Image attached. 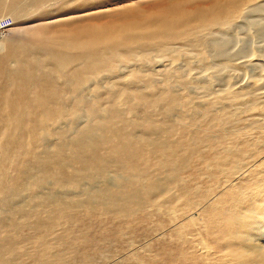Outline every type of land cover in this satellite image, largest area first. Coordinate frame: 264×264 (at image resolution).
<instances>
[{"label":"bare ground","instance_id":"6f19581e","mask_svg":"<svg viewBox=\"0 0 264 264\" xmlns=\"http://www.w3.org/2000/svg\"><path fill=\"white\" fill-rule=\"evenodd\" d=\"M48 1L52 0H0V15L14 23L29 17V13ZM151 1L142 8V4L130 3L119 11V20H133L123 27L126 30L121 29L126 34L116 36L129 41L161 39L163 53L172 61L190 58L185 70L173 72L164 63L165 72L157 69L149 73V81L144 83L156 86L168 82L167 92L157 99L144 98L130 88H118L116 76L107 77L104 71H96L101 60L91 61L85 56L84 67L72 63L87 54L79 40L83 37L81 30L71 39H57L44 45L32 43L29 47L0 39V264H14L27 255L16 244L24 233L35 237L36 258L45 254L52 259L59 257L56 243L64 236L55 234V229L65 224L76 226L78 217L71 213L78 210L94 213L78 218L85 222L96 216L102 223L108 219L122 220L128 226V221L137 217L153 211L162 213L160 198L169 196L165 203L170 199L173 202L170 195L174 190L188 192L194 188L202 206L199 261L264 264V142L257 144L259 138H264V39L259 43L253 41L247 50L248 36L241 34L246 25H251L256 27L257 36L264 37V0H154L158 1L156 4ZM5 19L0 16V26ZM155 23L164 26L162 30H155ZM134 26L141 31L135 36L130 32ZM184 26L190 40L181 57L179 48L170 44ZM231 29H235L232 41ZM97 30L92 32L112 39L105 28ZM18 50L26 58L25 64L19 62ZM97 51L95 45L90 53ZM46 52L53 67L43 64ZM141 56L148 66L157 64L156 57L149 60L146 54ZM8 57L13 59L10 67ZM186 68H191L189 73L195 70V74L187 73ZM126 70L124 79L131 72ZM53 73L59 75L54 77ZM240 73L247 80L237 89ZM44 74L52 77L45 80ZM106 78L114 80L106 86L96 81ZM178 79L183 83L181 94L175 93L174 86L169 87L172 80ZM187 84H195L199 93L192 91L194 87H185ZM102 95H108V99L99 104ZM68 102H73V107L66 108ZM121 102L130 105L118 109ZM141 108L155 109L162 116L161 123L145 115L137 118ZM187 110L190 114L183 115ZM86 115L92 117L88 122ZM179 115L183 119H177ZM120 118H127L131 124H118ZM183 132L184 141L175 144L181 152L180 172L176 156L169 154L167 148L171 144L169 136ZM53 135L58 141L50 138ZM245 142L248 144L241 145ZM196 155L198 163H205L198 177L189 167ZM210 158L212 161L205 162ZM245 181L248 183L242 187ZM31 188L38 194L29 195L27 190ZM83 194L85 198H81ZM251 202L260 211H238V244L229 249L222 247L219 240L210 244L209 223L214 222L215 228L224 223L221 216L225 214V205L248 206ZM50 229L53 236H48ZM122 231L117 230L115 240L124 236ZM49 238L53 240L46 241ZM41 246H45V252ZM77 255L81 259L79 264H95L100 259V252L86 257L79 251ZM71 262L68 259L66 264Z\"/></svg>","mask_w":264,"mask_h":264},{"label":"rangeland","instance_id":"374dc122","mask_svg":"<svg viewBox=\"0 0 264 264\" xmlns=\"http://www.w3.org/2000/svg\"><path fill=\"white\" fill-rule=\"evenodd\" d=\"M147 1L150 0L48 1L42 6V8L34 9L33 12L29 13L31 14L29 17L25 16L22 20L20 18L14 23H10V18L5 19V15H0L3 19H5L1 22L2 25L0 26V39L7 43H18L22 47H29L32 43H38L37 45H44L47 43H51L50 41L57 39H71L72 35L75 32L81 30L83 32V37H80L79 40H81V43L87 51V54L75 58L72 63H76L84 67L86 65L85 56L91 61L101 60L97 64L96 71H104V75H109L107 77L116 76L115 80L114 78H112L111 80L117 82L119 81L118 88H130L133 93H139L144 98L149 99L150 96L152 99H157L158 95L167 92L165 86L168 84V82L164 85L159 83L156 86H151L149 85V83H144V81L148 82L150 78L149 73H154L157 71V69H159V71L161 70V73L165 72L166 69H164L163 67L164 63L166 65H169L170 68H168L173 72H176L177 70H180L182 68L184 69L185 63H190V58H188V61H185V58L182 57L185 52V44L190 39L188 36V28L185 26L180 27L179 31L177 32L176 38L174 37L175 41L170 44L172 48H179L178 51H180V55L182 57L176 58L178 61H180L176 63V61H172L171 57L166 56L163 53L165 48H163V40L161 39L153 42L152 40L148 39L129 41L125 38H118L116 34H126L121 32V29L126 30L123 27L126 24L131 23L133 20L130 19V17L127 19L119 20L118 12L121 11L124 7L136 3L142 4L140 5L141 8L145 7L146 5H148L146 3ZM152 2L153 4L158 3V1L154 2V0H152L150 3ZM147 26H151L152 28H154V25L152 24H147ZM250 26L251 25H246L244 27V30L241 29L242 27L240 28L243 31L241 33L242 36H248L245 43L247 45H245L247 50L250 49L251 45L255 43L253 41L259 43L264 39L263 35L257 36L258 33L254 29L256 28L255 26ZM135 27L136 26L130 29V32H132L134 36L137 33L139 34V32H141L137 29L135 30ZM163 27L164 26L155 23V30H162ZM101 28H105L107 30L106 32L108 38L112 39L106 40L102 38L104 36L103 34L99 32H92V29L100 30ZM232 29L229 32V34H232H230L231 41L232 39L234 40V37L231 38V36H234L233 31L235 30ZM247 29L248 31L252 30L251 34L250 31L249 33H247ZM222 30L226 32L225 29ZM222 30L221 35L224 36L225 32ZM95 45L99 51L90 53ZM106 45L115 48L108 49L106 48ZM41 47L42 46H38L37 48L40 49ZM246 48L244 49L246 50ZM47 53L49 52H46V56L42 57V61L44 62L42 63L46 68L50 66L53 67V64H51L47 59V57L49 58V56H47ZM142 53L146 54L149 60L156 57L157 61H155V63L157 64L155 65L153 63V67L148 66V63L146 64L147 61L143 60V57L141 56ZM17 56H19V62L23 64L27 62L26 58H24L23 54L19 50ZM252 61L256 62L257 60L253 59ZM11 62L13 63V59L11 60V58L8 57L7 67L11 66ZM251 62H249L248 65L251 66ZM72 63L69 64V69ZM191 68H186V72L189 73L187 70ZM59 69L61 71L60 73H62L63 70L61 68ZM118 69L119 71H117ZM126 69L130 70L131 72L129 73V77H126L124 79L123 77L128 74L126 73ZM244 69L246 70V68ZM244 69L242 70L245 72ZM251 69H253L252 66ZM193 71L192 73H189L192 74V76L195 74V70ZM55 72L57 71L55 70ZM132 73H134L135 75H132ZM53 74L54 75L52 76L54 77L59 75L56 73ZM258 74L259 73L256 72L257 77ZM245 75L241 74L243 79L241 78L240 81L236 84L235 82H233L237 89L241 88V86L246 83L247 76L245 79ZM43 76L45 80L52 77L48 74H44ZM121 77L123 78L122 81H120ZM142 78L143 82L140 81V79ZM106 79L96 81H98L100 86H106L108 82L111 81L110 79L108 81V78ZM125 81H127V83H125ZM60 84L61 86H63V82H61ZM65 84L66 82L64 83V85ZM171 86H174L176 88V94L183 93L182 79H178L177 81L172 80L169 87ZM185 87L188 88V84ZM190 87H194V90L192 88V91L199 93V89L196 88L195 84L191 85ZM109 94H113V92H110ZM107 99L108 95H102L99 99V104H104L105 100ZM72 103L73 102H68L66 108L73 107ZM129 105L130 103L128 105H124V102H121L118 105V109L123 110V107L127 108L129 107ZM132 106L133 105H131V107ZM188 114H190L189 110H187L183 115ZM140 115H145L149 118H153L157 122L161 123L160 120L162 116H160L158 112L153 108H141L139 114H137V118ZM183 115H179L176 118L178 119L180 117L181 119H183ZM128 116L130 118L133 117L132 114H129ZM85 119L86 122H88L92 119V117L91 115H86ZM195 121L197 123L199 122L197 118H195ZM125 122L131 124L127 120V118H120L117 121L118 124H122ZM81 125H83V123H81ZM150 137L152 139L156 138L152 136ZM50 138L53 141H58L56 135H53ZM168 139H170L171 144L170 147L167 148V152L176 156V159L180 164L178 169L181 172V152L175 144L184 141L185 133H173L169 136ZM263 142L264 138H259V140H257V144L259 145H263ZM246 144H248V142H245L241 145ZM219 152L222 151L219 149ZM226 153L227 152L224 150L223 155L226 156ZM231 155L232 152H229L228 156ZM198 160L199 157L196 155L193 159L190 160L189 164L190 170L195 174V177L202 175V173L200 172V167L205 164L204 161L198 163ZM210 161H212V158L205 160V162ZM183 176L185 175H182V178ZM246 183H248V181H245L242 184V187H244ZM184 190L185 189L174 190V192L170 195L171 198H174L173 202H171L170 199L167 200L169 203H165L166 199L169 196L159 199L164 214H162L163 212L161 213L159 211H153V213H148L145 216L137 217L134 220L128 221V226L131 224L130 230H128L130 226H126L122 220L116 221L108 219L107 221H104L102 223L100 218L94 216L91 219V222H85L83 219L78 218L88 215L91 216V214L94 213H86L82 210L71 213L73 216L78 217L75 222L76 226L72 227L71 224H65L60 225V227H57L55 229V234L64 236L62 240H59L56 243V249L58 251L59 257L55 259H52V256L50 254H45L36 258L33 255V252L37 251V245L34 239L35 237L32 234L28 235L24 233V235L19 238V241L16 244L20 249L25 251L27 255L20 260H17L14 264H66L68 259H70V262L73 259H76L70 264H79L81 261L80 257L77 255L79 251H83L86 257H90L93 254L96 255V252H100V259L96 261L95 264H203L199 261V211L202 206L199 200L197 192L198 190L196 191L195 188L194 190L192 189L188 192H185ZM27 193L31 196H33L34 194H38L34 191L33 188L27 190ZM85 196L86 195L83 194L81 198H85ZM239 201L240 199H237V202ZM235 206L236 203L225 205V214L223 213L224 215L221 216L224 223L218 228H215L214 222L209 223L210 231L208 232L209 235H207V238L210 244L212 242H215L216 240H219L222 247H226V249H229L231 246L237 245L240 235L238 226L241 222V216L238 214V211L242 209L260 211V208H258L257 204L254 202H251L248 206H243L241 203H239L238 207ZM12 216L16 217V215L14 214H12ZM169 217L173 221H170L168 219ZM119 228L123 229L122 232H124V236L120 238V240H115L114 235ZM215 229H217V232H215ZM51 230L52 229L49 230L50 232L48 236H53V231ZM100 235H104L105 238L100 239ZM90 239L92 240L89 241ZM50 240H53V238L46 239V241ZM1 244L2 243H0V245ZM42 245H46V242H43ZM44 247H40L43 252H45Z\"/></svg>","mask_w":264,"mask_h":264},{"label":"built area","instance_id":"2783aa9c","mask_svg":"<svg viewBox=\"0 0 264 264\" xmlns=\"http://www.w3.org/2000/svg\"><path fill=\"white\" fill-rule=\"evenodd\" d=\"M10 21L12 22V20H11V19H10ZM11 22H10V23H11ZM10 23H9V24H10ZM7 25H8V24H7Z\"/></svg>","mask_w":264,"mask_h":264}]
</instances>
